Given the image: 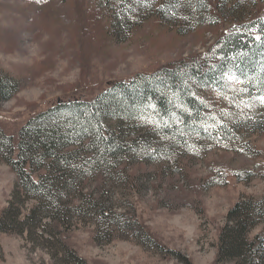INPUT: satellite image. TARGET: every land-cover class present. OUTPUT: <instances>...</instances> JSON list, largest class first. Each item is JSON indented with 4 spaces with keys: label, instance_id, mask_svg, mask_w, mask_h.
Masks as SVG:
<instances>
[{
    "label": "rangeland",
    "instance_id": "rangeland-1",
    "mask_svg": "<svg viewBox=\"0 0 264 264\" xmlns=\"http://www.w3.org/2000/svg\"><path fill=\"white\" fill-rule=\"evenodd\" d=\"M249 11L263 14L264 5ZM96 13L91 0H0V79L21 82L14 97L0 103V126L15 141L33 115L56 102L95 95L109 81L202 53L231 26L230 21L184 33L154 17L125 36L111 26V17ZM230 92L209 103L227 123L235 115L237 135L248 123L242 139L211 141L198 152L210 150L203 158L181 149L169 161L138 162L124 169L126 182L116 180V188L106 189L114 213L134 215L165 250L127 224L128 218L114 229L106 224L99 229L86 205L64 237L77 258H66L59 237L38 235L44 231H0V264H214L229 211L239 201L264 197V131H253L245 121L242 99L230 105ZM100 184V178L87 182V191L100 196ZM16 185V174L0 161V212ZM262 230L257 226L251 238Z\"/></svg>",
    "mask_w": 264,
    "mask_h": 264
},
{
    "label": "trees",
    "instance_id": "trees-1",
    "mask_svg": "<svg viewBox=\"0 0 264 264\" xmlns=\"http://www.w3.org/2000/svg\"><path fill=\"white\" fill-rule=\"evenodd\" d=\"M91 2L100 15L96 14L111 17V26L125 36L134 25L154 17L184 33L230 21L231 26L202 53L150 73L109 81L95 95L56 102L20 128L17 141L0 126V161L17 176L14 194L0 212V231L22 235L44 231L38 235L59 237L70 258L76 253L64 241L65 233L88 205L99 229L102 224L114 229L128 218L132 222L127 224L164 249L134 215L114 213L106 189L109 184L116 188V180L126 182L124 169L138 162L169 161L181 149L203 158L210 150L198 152L211 141L226 136L242 139L248 123L237 129V135L232 131L235 115L227 123L217 105L209 103L229 91L230 105L242 99L245 121L253 124V131H264V13L249 11L264 5V0ZM20 83L4 75L0 103L13 98ZM97 178L100 196L86 186ZM29 201L34 203L28 206ZM259 225L263 230L251 238ZM214 264H264V197L239 201L229 211Z\"/></svg>",
    "mask_w": 264,
    "mask_h": 264
}]
</instances>
